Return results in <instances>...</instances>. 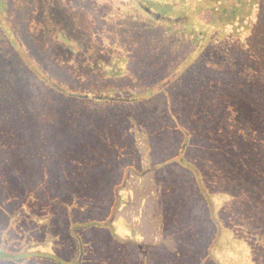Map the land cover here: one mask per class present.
I'll use <instances>...</instances> for the list:
<instances>
[{
    "label": "trees",
    "instance_id": "obj_1",
    "mask_svg": "<svg viewBox=\"0 0 264 264\" xmlns=\"http://www.w3.org/2000/svg\"><path fill=\"white\" fill-rule=\"evenodd\" d=\"M17 1L0 0V150L6 158L0 164V264H151L153 254L174 258L171 245L159 247L165 241H136L152 228L160 235L184 230L194 254L200 255L197 264L234 261L233 251L226 252L224 261L212 253L216 235L200 250L203 244L194 242L192 235L198 227L204 233L217 230L215 218L209 223L204 218L211 209L203 193L214 188V179L225 182L216 188L220 192L237 177L239 183L233 186L245 193L246 177L253 183L257 176L264 178V88L256 83L264 74V0H133L121 22L103 18L108 29L102 34L98 65L90 69L67 66L62 52H39L37 25L24 27L11 19L12 11L25 12L14 9ZM192 4H198V10L206 5L208 22L198 17L197 8L190 9ZM259 7L254 20L251 14ZM138 10L145 17L143 24ZM256 59L263 62L262 72ZM250 70L253 76L246 78ZM167 120L174 137H168ZM104 122L122 136L121 142H129V155L121 164L110 162L109 171L121 168L123 177L115 172L108 178L105 204L82 207L85 192L94 191L99 169L85 162L100 141L96 123ZM137 135L153 141L155 161L147 169L154 178V193L140 186L135 190L138 197L123 200L124 188L130 192L127 170H132L125 162L139 164L140 153L130 142ZM77 150L94 174L77 180L75 187H86L80 194L74 193V180L66 175L68 156ZM42 153L49 156V181L58 188L48 215L29 221L32 208L25 201L34 198V192L42 193ZM10 167H22L16 178L20 183L11 178ZM175 168L185 169L180 172L184 178L177 177ZM160 170H170L167 175L180 189V199L177 194L170 204L181 200L172 223L170 195H163L164 184L155 178ZM76 196L81 203H73ZM163 199H169L166 207ZM145 207L158 216L155 227L150 220L138 221ZM118 219L125 220L127 233L120 234ZM167 220L173 229H168ZM59 232L64 247L59 246ZM105 235L114 242L113 254L105 261L99 251L92 260L88 248L99 247ZM124 248L129 254L122 253Z\"/></svg>",
    "mask_w": 264,
    "mask_h": 264
},
{
    "label": "rangeland",
    "instance_id": "obj_2",
    "mask_svg": "<svg viewBox=\"0 0 264 264\" xmlns=\"http://www.w3.org/2000/svg\"><path fill=\"white\" fill-rule=\"evenodd\" d=\"M232 1L233 0H224V4H228V2ZM132 3L133 0H18L14 5V9L16 11L24 9L25 12L22 13V15H18L16 12L12 11L11 16H13L11 19L20 21L24 27H28V25H30L31 28H33L37 25L39 31H37L38 37L35 41L37 50L39 52L59 51L65 54V64L67 66L80 65L90 69L98 65V60H100L98 56L101 55L100 48L103 45L102 34H104L105 29H108V22L103 18L107 17L115 21L122 19L123 11L126 8H130L129 6H132ZM197 5L192 4L190 9L197 8ZM222 6L223 5L217 4L218 8H221ZM200 8V10H198V8L196 9V12L199 11L198 17L203 19V21L208 22L210 19L208 8L206 5H202ZM258 10L260 11V7L258 9H254L251 14L254 20L257 18V13L259 12ZM137 13H139L138 15H140V17L143 15V12L140 10H138ZM140 17L137 19L143 24L144 21L142 20L145 19V17ZM39 33L41 34L39 35ZM250 34L251 30L247 31L246 37H249ZM227 47L228 50H230L228 45ZM227 47L224 50L225 52H227ZM255 61H258L256 64L260 67V71L262 72L263 62L259 61L258 59ZM244 76L246 78H251L253 74L250 70ZM263 77L264 74L262 73V75L256 80L258 87L264 88V83L261 81ZM253 94H255V92H253ZM263 94L264 92L261 93V95ZM126 115L128 114H125L124 116ZM142 122L140 124L144 127H147L144 120H142ZM107 124L109 123L107 122ZM107 124L106 122L96 123L95 126L99 137L98 140L100 141L97 145H95V148L92 151L91 159H88V161L85 163L88 164L89 162L90 164H95L96 169L99 165V169H97L98 171L95 173L96 177H94V191L85 192L87 197L85 198V202L83 203L84 205L82 204V207L91 206L99 208L103 206L107 201V195L109 193L107 189L110 191L111 186L108 178H111V175L115 172H117V175H121L123 177V171L121 168L117 167L115 171H109L108 168L110 167L111 163L121 164V159H124L129 155L130 144L126 140H123L125 142H121L122 136L115 134ZM164 126H167L169 131L168 137H174L175 134L172 136V127L168 125V120L164 122ZM152 133L155 134L157 131L154 130ZM165 141L166 138H164V143L166 144ZM130 142L133 145L135 144L137 150L140 153L138 162L139 164H135L138 167L136 168V166H134L130 161L127 160L125 162L127 165H132V170H127L126 184L128 188H130V192H127L124 188L122 195L123 200H126L128 196L129 198L133 195L138 197L139 195H136L135 190L139 189L140 186H142V188L147 187L152 193H154L152 187L153 185H151L152 179L154 178L152 177V173L147 169L152 161H155L153 159V141L150 142L149 139L146 140V138H140L137 135L136 139ZM165 149L170 151L167 146H165ZM79 153L80 152L77 150L68 156L67 173L69 174H66L69 181L74 180L70 184L74 189V193L76 194L84 192L86 187L79 184L77 187H75V184L78 183V181L82 179L84 175L94 176L93 171H91V169L80 160ZM2 155V150H0V164L6 159H3ZM42 156L44 158L39 161V166L41 167L40 172H42L39 175L42 193L34 192L35 197L29 198L25 201V206H31L32 208V212L28 218L29 221L38 215H48L52 209V203L50 202L54 201V193L56 194V188H58L52 184L48 178L51 167V165L47 163L49 156L43 153ZM191 162L192 167L195 168V160ZM127 165H123V167ZM72 168L73 170L70 173ZM237 168L238 166L235 165L231 169V173L234 175L237 174ZM21 169L22 167L9 168L13 175L11 178H15V184L21 182L16 180L18 173L21 174ZM182 170L185 169L175 168L174 172L178 173V178H184V174H180ZM97 173H100V175L97 176ZM169 173H171L170 170H160L155 178H157L158 183L164 184L162 187L164 190L163 195H170L169 203V199H163V201L165 207V203H168L167 208L170 206L168 209L169 215L171 214L172 223V215L179 210L181 200H179V205L177 203L170 205L171 200L175 197V195L178 194V198L180 199V189H178L177 184L174 183L173 177H169L167 175ZM216 175L218 177L219 173ZM24 177L29 179V173L24 175ZM227 178L229 179V176ZM249 179L250 177H246L245 179V186H248L249 188V191L245 193L244 191L238 192L235 190L233 185L239 183L237 177L233 178V183H231V185L229 183L224 185L223 190L220 192H217L216 188L220 186V184L223 185L225 182H219L214 179L213 183L211 184L214 186V188H209L206 195L203 193L204 201L210 205L211 209L210 212L205 213V221L209 223L210 221L212 222V218H215L217 230L215 229L212 232L204 233L200 227L196 228L192 238L194 239V242H201L203 244L200 248H198V250L208 247V241H211L216 235L215 239L217 244L214 246V249H212V253L217 255V257H219V259L222 261L227 258L226 252L233 251L237 257L234 258V261H229V264H264V178L262 179V177L257 176L254 179V183L246 181ZM149 181H151V183ZM182 181L185 182L183 179ZM204 183L207 185L205 181ZM141 190L143 191V189ZM159 192H161L162 195V191L159 190ZM94 193L97 196L94 197ZM92 200H95L94 204ZM2 201L3 199L0 197V202ZM76 202L77 204L81 203V199L78 196H76L73 203ZM145 203L148 205L149 202L147 201ZM145 210V213L140 212L138 221L147 223V220H150L152 225L153 223H157L156 219L158 216H155L156 214H153L151 211L148 212L146 207ZM211 212L213 215H211ZM146 213L149 218L146 216ZM199 221H201V218ZM199 221L195 220V223L199 224ZM117 222L120 225V234L127 233L128 229L125 225V220L118 219ZM165 223H167V225L169 224L168 229H173L172 224L169 223L168 220ZM153 227L155 226L153 225ZM152 230L153 228L151 230H146V233H144L142 236L140 234L139 237H135L136 241L141 243H146L150 240L153 242H158L159 240L165 241V244L159 247L164 248L166 245H171V247L174 248L176 252L172 255L174 258L170 260H163L161 257H155L153 254V258L150 260L151 264H164V261H171L173 264H197L200 259V255L194 254L195 250L186 240L187 237L184 230L171 231V235L166 232L160 235L157 228L153 230V232ZM58 236V240L60 241L59 246H66V240L62 238L60 232ZM104 238V241L100 240V248L98 246L88 248V253L92 256V260L94 259V255L100 253L99 251H101V257L105 261H107L113 254L116 248L114 242L111 240V238L107 240V235H105ZM72 251L73 254H75V247L72 249ZM154 251L156 252L157 250ZM122 253L124 255L129 254L128 250L125 248ZM73 254L72 259L74 257ZM121 258L123 259L124 257Z\"/></svg>",
    "mask_w": 264,
    "mask_h": 264
}]
</instances>
